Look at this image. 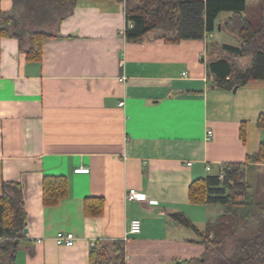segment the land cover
Wrapping results in <instances>:
<instances>
[{"label": "crops", "instance_id": "0c3cea01", "mask_svg": "<svg viewBox=\"0 0 264 264\" xmlns=\"http://www.w3.org/2000/svg\"><path fill=\"white\" fill-rule=\"evenodd\" d=\"M249 3L243 15L253 23L262 5ZM13 8L0 0V197L5 183H21L27 211L16 264H91V242L114 241L125 243V264L201 259L200 235L173 216L204 234L221 206L192 204L191 184L246 163L264 141V80L234 92L219 88L211 70L220 58L248 64L223 49L240 46L228 26L233 13H221L203 40L172 42L154 30L128 41L124 1L78 0L41 28L49 36L35 60L28 40L2 32ZM47 177L67 181L55 206L43 203ZM130 189L147 199L128 202ZM87 199L103 200L101 215H87ZM135 219L142 231L125 240ZM60 232L74 233L76 245H57Z\"/></svg>", "mask_w": 264, "mask_h": 264}, {"label": "trees", "instance_id": "16d2710c", "mask_svg": "<svg viewBox=\"0 0 264 264\" xmlns=\"http://www.w3.org/2000/svg\"><path fill=\"white\" fill-rule=\"evenodd\" d=\"M77 1L14 0L13 10L2 15V32L5 36L18 38L21 43L28 40V58L41 60L43 41L49 36L41 28L56 21L57 15L70 14ZM121 1L126 5L129 25L124 35L128 41H141L154 30H161L163 36L172 42L203 40L207 34L218 29L221 13L232 12L228 26L240 46L224 45L223 49L235 57L247 58L248 64L240 68L227 58L213 62L211 70L216 75V84L221 89L233 90L254 80H264V0H260L263 15L258 28L243 15L247 0ZM258 126L264 129V114ZM258 165H264V141L259 152L249 155L246 163L223 166L224 179L214 175L191 184L189 199L192 204L219 205L230 212L222 220L210 223L204 234L184 216H173V219L193 228L200 235L199 243L205 247L204 258L199 259L200 262H205L206 255L218 250L229 237H241L235 242L232 257L222 256L213 264H264V200L254 199L253 186L248 183L246 175L248 169L255 170ZM66 196L67 181L64 177L45 179L43 203L46 206H55ZM85 211L87 215H101L103 200L87 199ZM0 228V264H16L20 241L27 236V211L19 182L4 184L0 197ZM91 264H125L124 241L102 245L101 249L93 247Z\"/></svg>", "mask_w": 264, "mask_h": 264}, {"label": "rangeland", "instance_id": "374dc122", "mask_svg": "<svg viewBox=\"0 0 264 264\" xmlns=\"http://www.w3.org/2000/svg\"><path fill=\"white\" fill-rule=\"evenodd\" d=\"M250 6L249 0L247 1V7ZM260 11H258L256 13V17L255 15H253V24L255 26V28H258L261 25V19H260V15H263V12L261 14V7L259 9ZM256 12V11H254ZM249 19L252 20V15L249 16ZM50 31L55 30V25H53L52 28L49 29ZM218 36V40L221 42V39L223 37V34H217ZM222 42H228V43H232L231 40H224ZM235 44V43H233ZM247 181L249 184H251L253 186V196L254 199L257 201H262L264 200V165H259L255 170H251L248 169L247 170ZM219 210H221L220 214L216 215L214 214V219L215 221L213 223H216L217 221L222 220L224 215H230V212L221 206V208H217ZM239 220V217L236 219V221ZM227 221V219L225 220ZM229 223H231V220H229ZM227 232H230L229 229L226 230ZM213 237V235H211ZM241 238V237H229L227 239V241L225 242V244L223 246H221L218 250L214 251V252H210L206 255L205 257V262H200V260H196L191 264H213L215 261L221 260V258L225 257V258H230L233 256V248L235 246V242L237 243V240ZM223 256V257H222ZM204 258V256L202 257ZM201 258V259H202ZM173 264H189V263H183V262H179V263H173Z\"/></svg>", "mask_w": 264, "mask_h": 264}, {"label": "built area", "instance_id": "2783aa9c", "mask_svg": "<svg viewBox=\"0 0 264 264\" xmlns=\"http://www.w3.org/2000/svg\"><path fill=\"white\" fill-rule=\"evenodd\" d=\"M124 103H121L123 105ZM208 138L213 136V131L209 130L207 134ZM207 170L210 171L211 167L208 166ZM78 173H88L89 169H79L77 170ZM220 179L225 178L224 171L221 170L220 173L218 174ZM147 199V195L139 192L136 189H130L127 193L126 200L128 202H142ZM142 231V221L140 219H135L132 220L130 223L129 230L127 232V236L125 237V240H127L129 235H137L140 234ZM55 242L59 246H67V247H73L76 245L77 242V237L75 236L74 233L72 232H60L58 235L55 237ZM91 246L95 247L96 243L91 242Z\"/></svg>", "mask_w": 264, "mask_h": 264}, {"label": "water", "instance_id": "95a60500", "mask_svg": "<svg viewBox=\"0 0 264 264\" xmlns=\"http://www.w3.org/2000/svg\"><path fill=\"white\" fill-rule=\"evenodd\" d=\"M238 86H236L235 88H234V92H236L237 90H238ZM28 231H27V229H26V233H27Z\"/></svg>", "mask_w": 264, "mask_h": 264}]
</instances>
